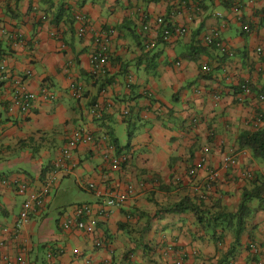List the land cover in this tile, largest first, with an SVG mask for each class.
Wrapping results in <instances>:
<instances>
[{
	"label": "crops",
	"instance_id": "crops-1",
	"mask_svg": "<svg viewBox=\"0 0 264 264\" xmlns=\"http://www.w3.org/2000/svg\"><path fill=\"white\" fill-rule=\"evenodd\" d=\"M234 2L204 0L198 7L188 0L181 7L175 0H0V62L31 92L46 86L53 94L52 100L37 99L27 116L0 108V264L21 253L25 264H264V199L250 204L230 255V231L218 223L202 228L189 210L167 212L187 197L211 217L235 213L243 191L253 187L242 173L264 182L263 163L238 144L242 133L263 126L256 119L264 115V0H244L239 13ZM77 11L90 20L82 34ZM159 17L185 28V35L163 41ZM246 25L250 32L243 31ZM101 32H109V58L105 74L94 78L90 58ZM211 32L232 57L204 44ZM147 41L155 42L150 50ZM73 83L81 88L78 99L70 93ZM242 83L251 94L238 103ZM95 105L100 116L92 112ZM78 128L113 147L116 140L115 153L125 155L126 164L112 170L101 149L80 145L73 169L55 177L44 208L15 238L25 200L16 185L41 190ZM225 155L236 159L235 167L207 190L205 168L220 171ZM202 157L205 168L189 177ZM87 184L102 195L128 196L108 210L107 196L86 190ZM79 204L92 207L102 248L84 232L61 227Z\"/></svg>",
	"mask_w": 264,
	"mask_h": 264
},
{
	"label": "built area",
	"instance_id": "built-area-1",
	"mask_svg": "<svg viewBox=\"0 0 264 264\" xmlns=\"http://www.w3.org/2000/svg\"><path fill=\"white\" fill-rule=\"evenodd\" d=\"M158 2H165L166 0H155ZM179 3L181 7H186L188 0H175ZM196 5L199 7L203 4L204 0H194ZM228 1V0H225ZM244 0H235L232 5L234 12L239 13L243 7ZM74 20L79 23L81 26L79 34H82L84 30L89 27L90 20L85 13L75 12L73 14ZM155 23L162 28L161 39L167 42L169 39L175 36H183L186 33L185 28H176L167 24L163 18H156ZM143 31H148V25H143ZM243 31L250 32V27L248 25L243 27ZM109 32H101L96 38V51L92 54L90 58V73L94 78L100 77L105 74L106 66L109 58ZM12 42H16L14 37H11ZM204 44L207 46H213L218 49H221L229 57L233 56V52L230 49H227L226 45L219 39L217 32H211L204 38ZM154 41H147L144 43V47L147 50H150L154 47ZM260 49H257V53H260ZM209 69L204 66L203 71L207 72ZM29 74V73H27ZM70 93L73 98L81 97V88L76 83L70 85ZM251 94V88L249 84L242 83L240 85V93L237 96V102L241 103L243 99L248 97ZM37 99L43 101H48L53 99V94L49 88L42 87L38 93L31 92L24 80L21 77L11 76L6 69V66L3 62H0V108L5 105L9 112L17 111L21 116L30 115L34 108V103ZM259 100L264 102V95L259 96ZM94 114L98 113V106L95 105L92 108ZM264 115H258L256 122L257 126L262 124L261 121ZM1 133V128H0ZM80 145H92L95 148L101 149L103 161L109 165L112 170H117L121 168L127 162V157L125 155H116L115 148L110 144L107 138L103 137L101 139H96L86 131L81 129H75L67 136L65 145L60 151V156L56 159L50 166V169L47 173L46 184L45 186L38 191L31 190L27 185L19 184L16 185V193L20 196H23L25 200L22 203L21 210L14 223V236L18 237L21 229L28 223L30 215L37 209H43L45 206V201L47 198L48 189L54 183L55 177L63 172H70L73 169L74 165L72 162V157L74 151ZM204 151V150H203ZM207 150H205L206 152ZM236 165V159L232 155H225L222 158V164L220 171L205 168L206 162L205 158L202 157L200 160L187 172L189 177H194L197 171L205 168L206 171V189L209 190L213 183L217 182L221 177V172H227ZM242 177L245 180H251L253 175L249 171L242 173ZM86 190L93 191L97 196L104 197V207L108 210L119 206L121 203L126 201L128 193H115V194H104L102 195L101 191L94 184H87L84 186ZM61 227L65 230H79L85 233L89 239H91L92 244L95 248H102L104 242L97 235L96 231V219L93 214L92 207L88 204H79L74 205L71 208V212L61 221ZM5 233V229L3 230ZM253 251H256V247L251 246ZM23 252L24 249L22 248ZM26 258L24 253H21L15 258H4L1 264H25ZM100 264H105L104 262ZM173 264H183L182 260H176Z\"/></svg>",
	"mask_w": 264,
	"mask_h": 264
},
{
	"label": "trees",
	"instance_id": "trees-1",
	"mask_svg": "<svg viewBox=\"0 0 264 264\" xmlns=\"http://www.w3.org/2000/svg\"><path fill=\"white\" fill-rule=\"evenodd\" d=\"M261 121L262 127H257L253 131L242 133L238 138L239 147L250 151L254 159L260 160L264 165V116ZM114 148L118 149L116 140H113ZM253 187L249 190L243 191L238 210L235 213H227L219 211L216 217L209 216L206 210H202L191 202L190 198H184L180 202L174 204L167 212L179 213L186 210L193 212L197 223L204 229H211L218 223L223 230L230 231L234 236V243L228 251V255L232 253L235 247L239 245L240 237L244 231L245 223L252 213L250 204L264 199V182L251 179ZM257 184V185H255Z\"/></svg>",
	"mask_w": 264,
	"mask_h": 264
}]
</instances>
